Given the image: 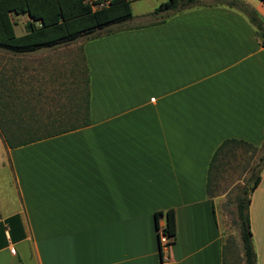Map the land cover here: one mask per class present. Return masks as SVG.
<instances>
[{
    "label": "crops",
    "instance_id": "1",
    "mask_svg": "<svg viewBox=\"0 0 264 264\" xmlns=\"http://www.w3.org/2000/svg\"><path fill=\"white\" fill-rule=\"evenodd\" d=\"M134 1L121 28L79 41L88 123L11 147L0 136V264H227L207 168L226 137L264 141V40L248 13L264 29V2L161 15L151 11L163 0ZM50 48L0 49V117L65 114L62 61L25 59ZM247 212L264 264V164Z\"/></svg>",
    "mask_w": 264,
    "mask_h": 264
},
{
    "label": "trees",
    "instance_id": "2",
    "mask_svg": "<svg viewBox=\"0 0 264 264\" xmlns=\"http://www.w3.org/2000/svg\"><path fill=\"white\" fill-rule=\"evenodd\" d=\"M129 2L130 0H107L105 4L92 8L85 0H0V49L10 53H23L38 47H54L77 38H93L115 31L131 17ZM193 3L194 0H163L151 13L165 15L189 7ZM248 13L251 16L250 22L261 31L264 40L261 19L252 17V9H248ZM11 14L28 16L22 33L14 32ZM81 59L84 74L82 77L79 75L78 80L82 82V86L77 87L78 95L66 105L68 109L65 114L43 117L3 115L0 117V136L6 146L19 145L88 123V74L82 52ZM239 156L244 158L250 182L247 186L242 185L234 195L236 225L243 264H255L247 206L249 193L258 182L259 172L264 164V141L260 145H253L234 137L222 139L208 162L206 190L210 191L212 172L219 171L223 165ZM161 213L156 211L154 215L156 217ZM163 214L165 224L162 229L172 237L173 211L166 209Z\"/></svg>",
    "mask_w": 264,
    "mask_h": 264
},
{
    "label": "rangeland",
    "instance_id": "3",
    "mask_svg": "<svg viewBox=\"0 0 264 264\" xmlns=\"http://www.w3.org/2000/svg\"><path fill=\"white\" fill-rule=\"evenodd\" d=\"M148 1L155 0H136L132 2V5L137 6L138 8H147ZM197 1L200 2L203 0H194V2ZM157 4L158 3H156V5ZM11 18L13 21L19 22V24L14 25V30L16 34H20L24 27V25H21L23 21L22 16L20 14H11ZM139 20H143V18H139ZM80 39L81 38H77L72 42L56 45L50 49H46V52H44V50H39L41 52L34 53L37 55L33 58L25 56L26 60H33L40 59L42 56L44 57L51 54L53 60L62 61V68L60 72L62 75L60 81L61 88L58 90L59 88L56 87V94L60 92L59 94L62 96V103L63 98L65 97V110L68 109L66 105H69L72 99L78 95L77 87L79 85L82 86V82L78 80L79 75L82 77L84 74L83 62L79 49ZM55 75H53V77ZM56 96L59 97L58 95ZM216 173L217 174H215L216 177L214 178L212 192L210 195L218 212L221 229L230 244V250L228 243H225L224 245L225 260L228 264L227 258L229 255V260L231 261L230 264H240L241 255L239 234L236 225L234 195L242 185L247 186L249 184V170L246 169L244 158L239 156L237 159L229 161L227 164L223 165ZM6 224H8V222H0V237L3 236L2 230Z\"/></svg>",
    "mask_w": 264,
    "mask_h": 264
},
{
    "label": "built area",
    "instance_id": "4",
    "mask_svg": "<svg viewBox=\"0 0 264 264\" xmlns=\"http://www.w3.org/2000/svg\"><path fill=\"white\" fill-rule=\"evenodd\" d=\"M90 4L92 8L99 7L107 2V0H85ZM171 237L168 236L162 229V227L158 230V241L161 247L165 248L170 241Z\"/></svg>",
    "mask_w": 264,
    "mask_h": 264
}]
</instances>
